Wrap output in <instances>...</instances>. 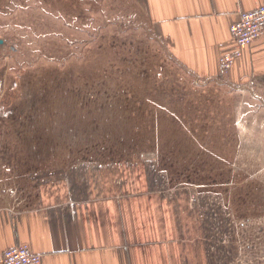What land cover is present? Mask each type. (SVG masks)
Returning a JSON list of instances; mask_svg holds the SVG:
<instances>
[{"label":"rangeland","instance_id":"1","mask_svg":"<svg viewBox=\"0 0 264 264\" xmlns=\"http://www.w3.org/2000/svg\"><path fill=\"white\" fill-rule=\"evenodd\" d=\"M137 4L0 0V205L146 186L205 256L264 264V88L186 72Z\"/></svg>","mask_w":264,"mask_h":264},{"label":"crops","instance_id":"2","mask_svg":"<svg viewBox=\"0 0 264 264\" xmlns=\"http://www.w3.org/2000/svg\"><path fill=\"white\" fill-rule=\"evenodd\" d=\"M137 3L174 62L201 80L215 81L220 58L236 50L230 26L241 13L263 6L264 0ZM242 53L227 73L228 81L264 88V38ZM144 188L146 193L123 198L102 194L94 199L91 191L78 198L67 192L39 195L37 204L21 209L0 205V264L3 252L20 244L41 256L42 264H211L196 238V224L187 221L193 215L183 212L184 224H176L171 197Z\"/></svg>","mask_w":264,"mask_h":264},{"label":"built area","instance_id":"3","mask_svg":"<svg viewBox=\"0 0 264 264\" xmlns=\"http://www.w3.org/2000/svg\"><path fill=\"white\" fill-rule=\"evenodd\" d=\"M229 34L232 42L235 45L236 50L233 53L224 55L220 58L219 60L220 75H225L230 71V69H232L235 62L242 58L243 56L242 52L244 49L252 46V44L255 41L264 38V5L259 6L251 11L241 13L238 20L230 26ZM211 217H212V221L214 222L217 221L216 214L215 215L211 214ZM225 227H226V237L224 239L225 241H223L224 242L223 244H229L232 248L234 246L232 243L234 232L233 230L230 229L231 228L230 224L226 223ZM210 230L214 232L213 233L214 238L219 239V228L215 225H213L212 228L211 225ZM203 231L206 232L204 229ZM209 240L207 241V244ZM212 240L210 242V246L214 248L219 247L218 246L219 242L215 241L216 243L214 244ZM241 243L239 241L235 245L238 246L236 247V249L240 248ZM222 247L225 246L222 245L221 248ZM206 251H207V257L209 258L212 264L234 263L232 261L233 259L231 258L230 253H228L229 252L228 249L227 251H220V253L217 252L214 256L212 255V253H210L211 255H209L208 250ZM233 254H234V250H233ZM1 264H42V258L41 256L34 254L30 250L27 244H20L15 247L9 248L3 252L1 257Z\"/></svg>","mask_w":264,"mask_h":264},{"label":"trees","instance_id":"4","mask_svg":"<svg viewBox=\"0 0 264 264\" xmlns=\"http://www.w3.org/2000/svg\"><path fill=\"white\" fill-rule=\"evenodd\" d=\"M149 168H150V171L148 172L147 181L150 182L153 179V176H152L153 175V171H152L153 170V166H150Z\"/></svg>","mask_w":264,"mask_h":264}]
</instances>
